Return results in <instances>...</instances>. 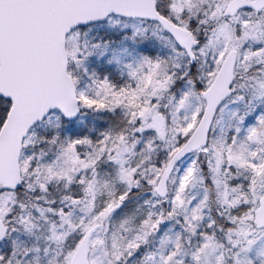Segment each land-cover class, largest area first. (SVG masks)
<instances>
[{
    "label": "snow or ice",
    "instance_id": "snow-or-ice-1",
    "mask_svg": "<svg viewBox=\"0 0 264 264\" xmlns=\"http://www.w3.org/2000/svg\"><path fill=\"white\" fill-rule=\"evenodd\" d=\"M0 264H264V0H0Z\"/></svg>",
    "mask_w": 264,
    "mask_h": 264
}]
</instances>
